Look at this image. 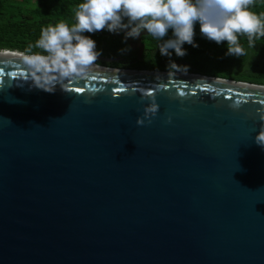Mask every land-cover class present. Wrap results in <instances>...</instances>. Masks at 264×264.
<instances>
[{"label": "water", "instance_id": "water-1", "mask_svg": "<svg viewBox=\"0 0 264 264\" xmlns=\"http://www.w3.org/2000/svg\"><path fill=\"white\" fill-rule=\"evenodd\" d=\"M15 52L0 264H264V85Z\"/></svg>", "mask_w": 264, "mask_h": 264}, {"label": "trees", "instance_id": "trees-1", "mask_svg": "<svg viewBox=\"0 0 264 264\" xmlns=\"http://www.w3.org/2000/svg\"><path fill=\"white\" fill-rule=\"evenodd\" d=\"M146 8L179 11L186 18L146 19ZM142 24L151 31V54L126 68L175 66L186 72L188 66L178 62L233 56L238 69L221 78L264 85V0H0V51L62 58L80 41L91 54L116 59L130 51L117 32ZM100 64L119 68L117 60Z\"/></svg>", "mask_w": 264, "mask_h": 264}, {"label": "rangeland", "instance_id": "rangeland-1", "mask_svg": "<svg viewBox=\"0 0 264 264\" xmlns=\"http://www.w3.org/2000/svg\"><path fill=\"white\" fill-rule=\"evenodd\" d=\"M145 10L146 11L144 13V17L146 19L158 18V17H161L163 15H169V16L172 17L173 20H177V21H180L178 19L186 18L184 13L179 12V11L177 12V11H174V10L157 9V8H155V9L146 8ZM149 35H146L144 37V41L146 43L149 40L148 39ZM69 47H71V46H69ZM71 48L85 50V49H87V46L83 45L82 42L77 41L76 43H74L72 45ZM99 56H102V55H99ZM178 63H180V64H182L184 66L187 65L188 69H187L186 72H188V73H199V74H202V75L205 74L207 76L208 75H213L214 77H219V78H221V76H223L222 72H224V71H230V70L238 69V64H239L237 57H233L232 56V57H229L227 60H225L221 56L219 58V57L214 56V55L210 56V58L208 60H204V59L198 60L196 57H193V58L187 59L186 61H184L182 63H181V61L178 62ZM98 64H99V66H102L100 64V62ZM196 64H197V66H196ZM171 67H173V68H164L163 67L164 69H161L159 71H167V70H169V71H177V70H179V69H174V68H176L175 66H171ZM177 72H181V71H177Z\"/></svg>", "mask_w": 264, "mask_h": 264}, {"label": "flooded vegetation", "instance_id": "flooded-vegetation-1", "mask_svg": "<svg viewBox=\"0 0 264 264\" xmlns=\"http://www.w3.org/2000/svg\"><path fill=\"white\" fill-rule=\"evenodd\" d=\"M141 27H145V25L142 24V25H140L139 27H137L135 29L125 27V28H121V31L120 32H117V34H118L117 35V38H120L121 40L127 42L128 45H129V47H130V51H128L127 54H123V56H121L119 58H116V59L110 58L112 60H117L118 61V64H119L118 67L119 68H121V69H131V68H126L125 66H128L131 63L132 64H135L137 61L138 62H141V60L145 57V55L151 54V53H149V48H147L148 47L147 46L148 44L144 41V37L145 36H143L142 39H141L142 44L145 45V49H144V52H143V55H142L141 58H139V48L136 51H133L131 49V44H134L136 46L139 45L138 41L131 35V32L144 31V29H140ZM124 30L126 31V33H123ZM150 33H151V31H150ZM130 56H133L135 58V60H132V61H129L128 60L127 61V57H130ZM105 58H109V57H105ZM120 64H122V65H120ZM133 70H137V69H133ZM144 70H147V69H144Z\"/></svg>", "mask_w": 264, "mask_h": 264}, {"label": "bare ground", "instance_id": "bare-ground-1", "mask_svg": "<svg viewBox=\"0 0 264 264\" xmlns=\"http://www.w3.org/2000/svg\"><path fill=\"white\" fill-rule=\"evenodd\" d=\"M16 54H22V52H19V51H16L15 52V54L14 55H16ZM79 58V57H78ZM74 58V59H72V60H70V61H73V62H81L82 64L84 63H86V64H89L90 66H92V67H96V68H98L96 65V63H94L93 61H91V60H89V59H84V58Z\"/></svg>", "mask_w": 264, "mask_h": 264}, {"label": "clouds", "instance_id": "clouds-1", "mask_svg": "<svg viewBox=\"0 0 264 264\" xmlns=\"http://www.w3.org/2000/svg\"><path fill=\"white\" fill-rule=\"evenodd\" d=\"M97 63V62H96ZM99 65V64H98ZM107 67V66H106Z\"/></svg>", "mask_w": 264, "mask_h": 264}]
</instances>
